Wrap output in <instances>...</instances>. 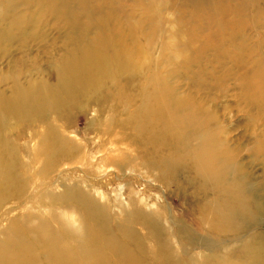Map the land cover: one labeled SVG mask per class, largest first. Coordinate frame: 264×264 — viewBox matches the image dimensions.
Here are the masks:
<instances>
[{
    "label": "rangeland",
    "instance_id": "374dc122",
    "mask_svg": "<svg viewBox=\"0 0 264 264\" xmlns=\"http://www.w3.org/2000/svg\"><path fill=\"white\" fill-rule=\"evenodd\" d=\"M153 1L159 5L157 10L156 4L152 8ZM204 1L0 0V100H12L17 89L14 83L21 89L33 85L38 92L56 91L55 71L61 69L62 61H69L86 45L92 46L90 52L100 54L103 36L109 39L111 53L122 36L128 46L137 35L149 36L154 31L153 17L159 27L140 73L120 75L117 82L102 83L96 94L79 101L73 97L57 109L47 99L38 103L41 106H21L15 113L6 112L9 106L3 111L0 106V166H7L5 176L10 177L0 190L6 199L0 201V243L11 242L14 237L7 239L8 234L23 228L24 222L35 224L41 219L43 228L61 229L58 218L63 217L83 242L81 264L87 258L83 253L96 248L101 249L97 254L105 264H164L162 259L150 260L151 251L160 247L143 224V215L152 214L165 228L164 243L175 252L171 264L184 260L185 251L179 249L188 245L190 238L183 234L205 236L213 245L233 247L223 252L224 261L214 257L218 261L202 264H264V212L259 223L248 222L249 229L239 235L214 239L207 231L213 213L205 206L201 220L207 232H200V210L195 214V201L185 196L195 194L196 188L176 179L181 170L180 177L190 174L178 159L182 153L179 146L191 142L195 133L205 134L208 139L206 143L203 139L202 146L206 158H212L209 164L222 161L239 168L264 204V71H253L256 63L262 62L264 67V17L256 21L252 0H225L232 5L241 2L243 11L251 9L239 21L240 27L223 32L220 45L215 46L208 37L213 35L210 29L215 30L217 20L232 16L220 9L209 11L213 3L206 8L199 4ZM210 1L217 4L223 0ZM258 5L261 7L262 1ZM194 10L197 14L191 17ZM178 17L188 22L172 25ZM96 31L102 35L94 41ZM167 31L172 33L168 36ZM186 36L195 40L186 42ZM176 41L180 50L187 44L183 48L187 57L195 56L191 62L173 56L166 48L167 43ZM199 51L201 55H197ZM252 53L255 62L249 59ZM116 98L124 105L116 106ZM164 154L176 157V164L168 167L170 158L165 159ZM158 155L163 161L157 166ZM160 176L167 183L160 182ZM16 177L20 186L14 184ZM16 189L18 195L14 196ZM84 201L99 205L100 221L86 218ZM175 220L181 223L177 225ZM256 234L259 236L252 241L263 248H242L243 241ZM23 239L34 243L28 236ZM230 240L238 242L232 245ZM65 241L72 243L73 238ZM34 248L36 264H55L50 254Z\"/></svg>",
    "mask_w": 264,
    "mask_h": 264
},
{
    "label": "bare ground",
    "instance_id": "6f19581e",
    "mask_svg": "<svg viewBox=\"0 0 264 264\" xmlns=\"http://www.w3.org/2000/svg\"><path fill=\"white\" fill-rule=\"evenodd\" d=\"M252 1H253V3H252L253 7H252L251 12L255 16H257L256 21H258L260 19L259 17H264V15H261V14H264V12H262V10H264V8H263L264 0H252ZM260 1H262L263 5L261 7H258V6H260V5H258V4H260ZM251 2H248V3H251ZM212 3H213V6L209 7ZM153 4H156L155 9L159 6L157 4V2L155 3V1H153L151 3V5H153ZM199 4L201 6L203 5L206 8L209 7L208 8L209 11L212 9L214 11H216L217 9H220L224 13L230 14L232 16V18H228L227 17L228 15H227L226 19L227 18L228 19L224 20V21L221 19L217 20L215 22V24H216L215 30L210 29V31L213 33V35L208 36V37H211V39L213 38L211 40V42H213L215 44V46L220 45V43L224 37L223 32H225L227 30L234 29L236 27L237 28L240 27L239 21L244 19V14L251 9L250 8V9L243 11V9L240 8V5L242 3L239 1H237L236 3H233L234 5H232L229 1H225V0L220 1L217 4L214 3V1L206 0L204 2H200ZM151 5L149 8L150 11L152 8H154V5L152 8H151ZM255 5H256V7L254 8ZM59 7L62 8L63 5L59 6ZM161 7H164V6H161ZM158 9H160V8H158ZM202 9L203 8H201V10ZM90 11H91V9H90ZM158 13H160V12H158ZM195 13H196V11L194 10V14H191V17H195L196 16ZM153 14H154V12H153ZM186 14H189V13H186ZM178 15H180V14H178ZM202 15H204V14H202ZM223 16H225V15H223ZM181 17H183V16H181ZM204 18H206V17L204 16ZM210 21L214 22V20H210ZM153 22L155 23L154 31L151 32V34L149 36H145V35H139L138 36L136 34L138 37L137 36L133 37V38L130 37L131 38L130 46L126 45V43H127L126 37H124V41H123V36H122V42L120 44L116 45L117 49L114 52L108 53L109 48H110L108 45L109 39L107 36H103L102 40H103V43L105 44V45H102V49H103L102 52L103 53L102 52L100 54L98 53V55L95 54V52L92 53V52H90V51H92L91 50L92 46L90 45L91 47H88L86 45L85 49L82 52L75 54V55H71V59L69 61L67 58L64 59L62 61L61 69L59 71H55V78L57 81V85L55 87L56 91L46 90V91H39L38 92L37 90H35L33 88V85H31L29 87V89H21L18 86L19 83H14V87H16L17 89H16V93L14 94L15 96L12 98V100L10 101V100H6L4 98H2L0 100V106H1L2 111H3L5 106H9V107H6L7 113L8 112L9 113H15V112H17V109L20 108L21 106H41V105H38V103L42 104V102H44L46 99L48 100L47 103L50 104V106H53V107L55 106L57 109L60 106H63V105L65 106L67 103H70L71 99L73 97H74L75 101H79L81 98H85L89 94H96L98 92V90L100 89V86H102V83L104 84L105 82H111V84H112L115 81L117 82L121 78L120 75H124L125 73H129L128 75H130V73L131 74L132 73H140L142 71V68H143V66H141L142 65L141 63H144L145 58L149 55L147 50L149 49L150 46L152 48V46H153L152 44H154L153 39L157 40V35L159 33V31L157 33V30H159V27L157 26V22L155 20V17H153ZM187 22H188L187 20H182V19H180V17H178L176 19L175 23H174V21H172V25L175 24V26H177L180 23L186 24ZM208 23H209V21H208ZM208 23H207V25H208ZM175 26H174V28H175ZM210 28H212V27H210ZM167 32H168V34H167L168 36H169V34L172 33L171 31H167ZM133 33H131V35ZM95 35L96 36L93 39L94 41H96L97 37L99 35H102V34H100L99 31H96ZM177 35H178L177 33L172 34V36L174 38H177ZM168 36H167V39H168ZM179 37H180V35H179ZM186 37H189L188 39H186V42H192L195 40V37H193V36H186ZM142 42H145L144 43L145 45H143ZM95 44H97V43H95ZM178 46H179V43H177V41L174 42L173 44H170V43L166 44V48L171 51V54L173 56H179L178 58H183L187 62H191L193 60V58H195V56L192 58L187 57L188 51L186 52L183 49V48L187 47V44H182V47H180V48H182L181 50L177 49ZM215 46L213 45L214 49H216ZM258 54H260V53H258ZM197 55H201L200 51H199V53H197ZM254 56H256L255 53L250 54L249 59L254 61ZM259 56H261V54ZM186 58H187V60H186ZM263 58H264V55H263ZM250 68L251 67H249V69ZM253 71L256 72L257 74L259 72L264 71V67L262 66V62L256 63L254 68H253ZM97 86H99V87H97ZM125 87H126V85H125ZM129 87L130 86L128 85L127 88H129ZM94 88H96V89H94ZM134 88L135 87L133 85V86H131L130 89H134ZM137 89H140V88H137ZM71 94H74V96ZM64 102H66V104ZM116 102H117L116 106H118V107L124 105V102L119 98H116ZM85 104H86V102H85ZM137 106L140 107V106H148V105L147 104H139ZM164 108H167V107H164ZM141 115H142V113H141ZM173 125L174 124H172V126ZM189 126H191V125H189ZM136 129H138V128H136ZM163 133H164V131H163ZM188 138H189V136L186 138H182V140H187ZM203 139H204V142L206 143L208 137L205 134L195 133L194 136H192L191 142H182L181 143V145L179 146V150H181L182 153L180 154L178 159L181 158L183 160L181 162H183L184 166H187V167H185V170L187 173H190V174L183 176L184 178L180 177L181 171H183V170H181L180 173L176 172V174L178 173V176L176 179L177 180L183 179L185 182H187V184L196 188L195 194L193 192H190L188 194V196L187 195H185V196L190 198V199L192 198V201H195V204L197 205L196 209L192 208V210L194 209L195 214H196V212H199V210H200V215L198 216L199 221H197L198 222V224H197L198 229L200 232H207L208 231L209 234L212 232L213 233L212 237H215L214 239H216L218 237H223V236H232L235 234L239 235L242 231L249 229L250 224L248 225V222H252L254 225L260 222V219L262 217L261 214L264 212L263 211L264 204H263L262 196H259V194H257V195L253 194L252 189L250 187V184H248L250 178L246 177L245 174H243V172L239 168L234 167L232 164L227 165V163H223L222 161L216 163L214 166H211L209 164V161H211L212 158L211 157L206 158V156L204 154L205 149L202 146ZM162 145H164V144H162ZM63 150L65 151V149H63ZM163 151H165V150H163ZM170 152H172V151H170ZM164 155H165V159L170 158L166 162V163H168V167H169V165L176 164V162H177L176 157L171 158V156L168 157L169 154L168 155L164 154ZM161 159H162L161 156L158 155L154 164L158 166L163 161ZM5 167H7V166H5ZM5 167L0 166V190H1V188L4 189L6 182H8L10 180V177L5 176V173H6L4 170ZM159 180L162 183H167V181L162 176H160ZM17 181H18V178L16 177V180L14 181L15 186H20L19 183H17ZM1 183H3L2 186H1ZM13 194H14V196L18 195L17 189L13 190ZM253 196L255 197V200L253 199ZM250 200L251 201L254 200L252 204H251ZM0 201L1 202L6 201V199L3 197V195L0 196ZM252 205L254 206L255 211L252 210ZM205 206H207V209L210 210V212L213 213V215H214V218L212 220L213 223L210 224L211 227L213 228V230L211 229L210 225H208L207 231L204 230V228H203V223L201 220V214L206 209ZM250 206H251V208H250ZM98 207H99V205L89 204L86 201H84V209L88 208V211L86 212L87 213L86 218H88L92 222L93 221H95V222L100 221L101 216H103V215H102V212H100L101 210H99ZM93 208H95V210ZM91 212L93 214H91ZM150 215H151V217L143 215V224L148 229V231H149L148 235L151 238L152 242H154L155 245H160V247H159V249H157V251H155V250L151 251L152 253L150 254V258H151L150 260L154 261L155 259H157V260L162 259V262H164V264H171L170 262L174 259L171 253L175 254V252L171 251L170 248L168 246H166V244L163 241V236L165 234V228L161 223H159L158 220H155V218L152 214H150ZM140 216H142V214ZM58 222L61 225V229L58 227H53V228H49V229L43 228L42 224H41V219H38L37 223H35V224H30L28 222H24L23 228H19V229L13 231L12 233L8 234L7 239L14 237L11 242L0 243V264H36V259L34 257L35 251L32 249V247L33 248L35 247L34 249H36L41 254L42 253L50 254L51 258L53 259L51 261L54 262L55 264H81L80 261L82 259L80 260V255L85 248H83L84 247L82 245L83 242H81L79 240V238L75 237V235H77L79 232L77 230H73L71 228L68 220L64 219L63 217H59ZM174 223H177V225H178L181 223V221L175 220ZM102 224H103V222H102ZM216 224H218V227H216ZM56 229H58V231ZM130 231H132V230H130ZM199 231H196V232H199ZM125 233H127V232H125ZM131 234H132V232H131ZM183 235L190 238V241H189L190 243H188V245L182 246L181 249H179L180 251H183V252L185 251L184 252L185 256H184V260H182V264H202V262L206 261V260L207 261L208 260L218 261V260L222 259V261H224L223 252H229L230 249L233 248V247H231V244L230 245L227 244L228 246H225V245L221 246V244L213 245L211 239H208L209 236H207L208 240H205L206 239L205 236L201 237V238H197L191 234H183ZM23 236L30 237L31 238L30 240L34 243L28 244L29 241L28 242L25 241L23 239ZM137 236H138V234H137ZM137 236H133V237H137ZM257 236H259V235L256 234L255 236H253V238H249V240L247 239L248 241L244 240L243 242H245V243H244V245H241L242 248L247 249L249 246L253 247V245H256V249H259V247L262 249L263 248L262 246H258V241H254V242H256V244H254L252 241ZM67 237H72L73 242L71 243V241H68V242L65 241V238H67ZM256 240H257V238H256ZM177 241H178V239H177ZM230 241L232 242V245L234 243L238 242L237 240L236 241L230 240ZM136 242H138V241H136ZM142 242H143V240L141 241V243ZM206 242L209 245H207ZM241 242L239 243V245L243 243V242L242 243ZM73 243H75V244L73 245ZM195 245H198V248ZM149 247H150V245H149ZM185 247H186V250L184 249ZM111 248H112V246H111ZM140 248H142V247H140ZM100 250H101L100 248H96V249H92V250H87L85 253H83V254H86V256H87V258H84L85 264H105L106 262L104 261L103 256H100L99 254H97V253H99ZM122 251H124V250H122ZM130 253H131V251H130ZM144 254H145V252H144ZM89 255H96V257L94 259H91V258H88ZM214 257H217L218 260H215ZM129 258H131V257H129ZM141 259H143V257H141ZM205 263H207V262H205ZM129 264H131V263H129ZM137 264H139V262Z\"/></svg>",
    "mask_w": 264,
    "mask_h": 264
}]
</instances>
